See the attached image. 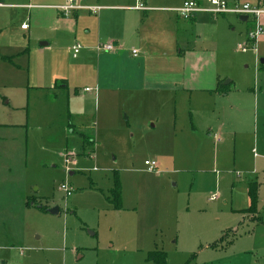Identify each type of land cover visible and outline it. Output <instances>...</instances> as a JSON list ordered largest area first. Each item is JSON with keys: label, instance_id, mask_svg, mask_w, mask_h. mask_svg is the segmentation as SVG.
Masks as SVG:
<instances>
[{"label": "rangeland", "instance_id": "1", "mask_svg": "<svg viewBox=\"0 0 264 264\" xmlns=\"http://www.w3.org/2000/svg\"><path fill=\"white\" fill-rule=\"evenodd\" d=\"M124 1L82 0L100 10L76 17L51 8L63 0L0 3V121L18 126L2 128L16 164L0 186V264H153L150 251L163 252L165 264H264V226L250 221L248 194L255 188L254 213L264 219V165L250 136L255 121L250 116L245 127L236 117L249 131L239 141L227 119L253 110V93L257 109L264 107V35L255 49L247 39L250 19H182L175 51L205 56L222 86L232 82L227 98L179 89L133 94L103 70L99 55H106L95 49L106 43L90 52L81 36L88 26L96 38L94 18L104 13L102 35L116 33L135 51L141 36L158 43L152 22L139 31L142 22L129 18L121 32L125 14L115 9ZM150 1L160 9L182 3ZM10 56L11 63L4 59ZM60 80L67 95L48 89ZM144 161L155 162L153 172ZM23 179L31 202L57 214L20 205ZM116 182L120 209L109 202Z\"/></svg>", "mask_w": 264, "mask_h": 264}, {"label": "crops", "instance_id": "2", "mask_svg": "<svg viewBox=\"0 0 264 264\" xmlns=\"http://www.w3.org/2000/svg\"><path fill=\"white\" fill-rule=\"evenodd\" d=\"M81 1H78V4ZM180 1L183 3L185 0ZM226 1L229 5L239 4L238 0ZM124 2L125 4L122 6H118L119 8H116L115 12L117 14H125L122 17L123 21L129 18H131L128 20L129 23H132L135 18H137V21H141L142 23H140L138 27L139 31H141L142 28L146 26V24L152 22L157 34L159 35V37L156 38L158 43H152L148 41L146 39V35L145 37L141 36L135 44V47L137 49V56L132 57L131 51L134 49L130 48L129 50L126 46V42L116 33L111 34L104 32V35H102L103 32L101 31V24L102 14L104 13H101L100 16L94 18L98 27L95 36L96 38H94V35H92L93 30L88 28V26L84 27L81 36L87 42V49H89L90 52L93 51V48L95 47L94 45H96L97 43H111L114 46L113 51L102 53L106 56L101 57V55H99L100 57H98L106 59L107 64L104 66L103 70L106 73L111 74V77H113L117 81L125 84L124 86H122V88L125 89L126 92L138 94L142 93L143 90L150 89V91L152 92L171 94L173 91L177 92V90L179 89L189 92L195 91L196 93L198 92L208 96L214 95L215 98L218 97L219 99L227 98L229 91H227L225 95L216 93L217 86L221 82V80L217 75H214L212 73L209 68L210 62L207 61L205 56L194 51H175V48L173 46L178 43V33L185 27L181 23L185 24L186 22L182 21L179 15L174 11L177 8H155L151 6L152 1L150 0H126ZM256 2L257 0H253L252 3L245 2L243 4L247 3L250 5H255ZM65 4L66 1L63 0V4L53 6L51 8L56 10L61 16L65 17V13L57 9V7L63 6ZM139 4H142L144 7H146V9H137L136 7ZM99 10L100 8L95 13H90L86 10H77L70 13H72L74 17H76V12L78 11H86L91 15H96ZM160 11H164L170 14L162 13ZM195 15L190 18L187 23L193 25ZM263 18L264 16L261 18L262 25ZM245 21H247V19ZM124 22L125 24L121 26V32L125 33L126 30L128 32L129 25H126L128 24L126 21ZM12 57L13 56H10L9 58L12 59ZM8 62L11 63V61ZM261 63H264V60H261ZM58 82L61 83L60 86L56 85ZM231 84L232 82L229 81V83L227 85H223V87L228 86L229 89ZM64 86H66V88H64ZM48 89L54 92H58V94H68V86L65 80L55 81L53 83V86L51 88L48 87ZM253 96V99L255 98V96L258 98L259 92L257 95L253 93ZM257 98L254 99L253 110H244L242 108L240 110H237L236 113L232 111L230 112V115H228L227 119L228 121H230L231 127L237 131L239 137L238 140L242 141L243 139H249V137L247 136L249 131H247L246 128H244L243 130L238 128L237 124L239 122L236 117L239 116V119H241L240 122L243 121L246 127V123L248 124L247 126H249L248 122L250 121V116H253L252 118L255 121V125L253 126L251 124V126L253 127V134H250V136L252 137V144L257 146L260 152V158L258 159V161L260 164L264 165V107L263 109H257ZM240 111H243V113ZM239 112L241 115H239ZM251 112L253 113L252 115ZM13 127L18 126L15 124H5L0 121V186L4 184L2 178L3 175L5 174L6 176H10L16 164L14 159L10 155H8L9 152L6 147L7 143L5 142L4 133L2 130V128ZM250 143L251 142H247L248 145ZM10 144L11 143L8 142V148H10ZM26 188L27 186L25 185V181L23 179L20 181V185L18 188L20 194V205L25 208L34 207L31 206V198L26 194ZM254 212L255 211L251 212L253 219H250V221H253L257 225L264 226V219H261L260 217L255 215Z\"/></svg>", "mask_w": 264, "mask_h": 264}, {"label": "built area", "instance_id": "3", "mask_svg": "<svg viewBox=\"0 0 264 264\" xmlns=\"http://www.w3.org/2000/svg\"><path fill=\"white\" fill-rule=\"evenodd\" d=\"M66 4L57 9L61 10L65 15L72 11L86 10L90 13H95L99 7L96 6H81L78 1L81 0H65ZM137 9L145 10L142 4H139ZM181 19L189 20L197 13H211V14H234L239 17H245L247 20L250 19L252 22V30L247 33V39L251 42L252 47L255 48L256 39L264 35V28L261 24V18L264 16V0H257L255 5L250 4H234L229 5L226 0H185L182 5L174 10ZM28 26L23 24L20 26L21 30H27ZM240 51H246L247 47L241 46L238 48ZM256 49V48H255ZM80 50V46L76 44L72 48V57L75 58ZM98 53H107L114 50V46L111 43L99 44L96 49ZM132 57L137 56L135 50L131 51ZM86 91H88L86 89ZM143 165L146 167L148 172H153L156 168L154 161H144ZM59 189L64 191L66 196H69L71 189L65 186H60Z\"/></svg>", "mask_w": 264, "mask_h": 264}, {"label": "trees", "instance_id": "4", "mask_svg": "<svg viewBox=\"0 0 264 264\" xmlns=\"http://www.w3.org/2000/svg\"><path fill=\"white\" fill-rule=\"evenodd\" d=\"M0 2H2V0H0ZM7 61H10L11 58L7 57L4 58ZM58 86V83L56 84ZM56 87V86H55ZM64 88H66V86H64ZM228 91V86L227 87H223L220 83L217 86L216 89V93L221 94V95H225ZM81 137L83 138V134L81 135ZM89 139V138H86ZM252 186L249 187L248 190V194H249V198H250V209L253 212L254 211V202H255V198H256V194H255V188H251ZM255 187V186H254ZM111 192V197H112V201H109L113 204V208L114 209H120L121 208V201H120V191L118 189V182H116V186L114 187V189L110 190ZM30 204V201H29ZM31 206L37 207L38 209L47 212V208L44 206H41L40 204H34L31 202ZM147 261L152 262L153 264H165V254L163 252H159V251H150L147 254Z\"/></svg>", "mask_w": 264, "mask_h": 264}, {"label": "water", "instance_id": "5", "mask_svg": "<svg viewBox=\"0 0 264 264\" xmlns=\"http://www.w3.org/2000/svg\"><path fill=\"white\" fill-rule=\"evenodd\" d=\"M239 20L243 22L246 20V18L245 17H239ZM228 83H229V81H226L224 83V85H227ZM57 212H58V209L56 207L47 209V213L51 214V215H55V214H57Z\"/></svg>", "mask_w": 264, "mask_h": 264}]
</instances>
